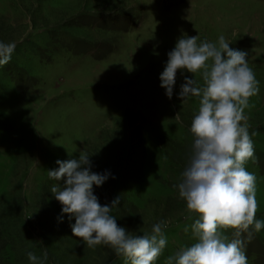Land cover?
<instances>
[{
	"label": "rangeland",
	"instance_id": "rangeland-1",
	"mask_svg": "<svg viewBox=\"0 0 264 264\" xmlns=\"http://www.w3.org/2000/svg\"><path fill=\"white\" fill-rule=\"evenodd\" d=\"M195 35L198 45L217 46L223 35L230 48L247 52L259 82L241 123L254 144L245 168L255 176L256 218L264 220V0H0V42L15 44L0 65V223L9 236L17 231L25 251L41 249L64 263L68 246L88 248L50 191L64 181L48 171L84 152L95 172L105 158L99 146L130 121L142 147L129 150L103 203L120 197L118 186L125 191L117 212L124 214L126 201L135 205L129 224L121 223L132 236L165 223L167 244L154 264L198 242L191 226L199 214L187 210L177 185L193 153L190 127L201 97L182 100L179 92L185 77L203 88L202 71L178 70L171 98L160 80L178 38ZM220 231L234 238L235 229ZM241 238L247 264H264V228Z\"/></svg>",
	"mask_w": 264,
	"mask_h": 264
},
{
	"label": "clouds",
	"instance_id": "clouds-1",
	"mask_svg": "<svg viewBox=\"0 0 264 264\" xmlns=\"http://www.w3.org/2000/svg\"><path fill=\"white\" fill-rule=\"evenodd\" d=\"M198 36L178 38L160 74L161 87L171 98L180 69L197 73L202 71L203 88L185 77L179 97H201L190 131L194 136L193 153L182 173L179 196L186 201L190 213H198L192 224L198 242L168 257L167 264H247L244 240L241 238L252 228L259 232L264 220L256 218V182L245 164L255 156L254 144L248 125L242 124L249 98L259 92L254 71L247 62V52L234 50L221 35L215 43L197 44ZM14 43L0 42V65L11 59ZM211 61V64L208 63ZM88 154L81 152L78 159L57 160V169L48 175L63 187L53 186L50 191L62 205V214L75 217L72 234L88 247L100 244L114 249L130 264H154L167 244L163 233L165 223H156L151 234L132 236L117 224L111 215L119 197L110 205H101L93 186H101L108 179L91 171ZM235 229L230 241L221 229ZM28 258L38 264V257L29 252ZM47 259V253L44 254Z\"/></svg>",
	"mask_w": 264,
	"mask_h": 264
},
{
	"label": "trees",
	"instance_id": "trees-1",
	"mask_svg": "<svg viewBox=\"0 0 264 264\" xmlns=\"http://www.w3.org/2000/svg\"><path fill=\"white\" fill-rule=\"evenodd\" d=\"M120 127L121 129H119L117 135H113V137L109 136L105 139V143L99 146V148L101 147V150H103L105 158L102 161V164H100L99 167L95 169V172L101 174L108 172L111 174L109 175L108 179L103 183V185L93 186V191L98 197V201L101 205H106L102 201L104 196L109 192L110 189L115 188V184L120 178L123 169L122 165L126 160L125 158L128 156L129 150L131 149V152L133 150L139 151L142 147V132L138 129V126H135L133 124V121L124 122L121 124ZM137 142H139V146L136 149L133 146L135 144L137 145ZM117 189L121 190L119 203H121L122 205L123 201H125L124 198L126 196V193L124 190L121 189L120 186H118ZM126 203L127 205L124 206V208L127 207L128 209H125L124 214L123 212H117L118 205L116 206L114 213H112V215L116 217V222L119 224V226H121V223L124 221L129 224L130 220L128 221V219L131 218L129 216L132 213V210L135 209V205L132 202L126 201ZM126 203H124V205ZM5 232L6 231H4L3 225H1L0 223V264H11L5 253V250L7 248H9L13 252L14 259L20 261L21 264H33V262L29 260L26 254L29 253V251L24 250V243H22V240L19 239L18 241H15L16 239H14V236L15 234H17V231H15L14 235L10 236L8 233L6 234ZM88 248H86V250L85 248H82V251H75L74 253L72 252L71 247L68 246V250L65 249L62 256V260L64 261V263H60L59 259L55 260L49 252H46L47 259H44L45 253L41 249L35 255L38 257V264H90L87 262L88 254L92 256L91 258H93V264H125L123 259L121 258V255H117L114 249L107 245L100 244L95 247Z\"/></svg>",
	"mask_w": 264,
	"mask_h": 264
}]
</instances>
